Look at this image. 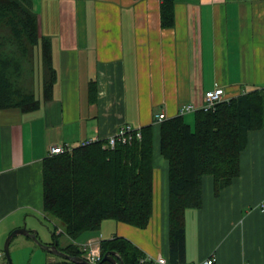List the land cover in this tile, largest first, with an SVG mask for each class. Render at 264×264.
Masks as SVG:
<instances>
[{"label":"crops","instance_id":"0c3cea01","mask_svg":"<svg viewBox=\"0 0 264 264\" xmlns=\"http://www.w3.org/2000/svg\"><path fill=\"white\" fill-rule=\"evenodd\" d=\"M159 7L160 0L33 1L40 35L52 45L57 81L52 100L38 111L0 110V250L15 229L36 231L42 243L51 242L52 228L60 229L42 204V166L51 146L105 140L122 125L137 130L155 123L162 111L176 117L185 105L199 109L205 92L215 87L228 100L264 90V0H176L168 29L161 27ZM37 55L38 50L34 83L40 98ZM92 84L97 98L90 103ZM154 146L147 227L104 221L76 243L99 245L120 236L146 256L169 261L167 163L160 160L157 135ZM262 203L263 130L249 133L240 176L229 187L215 196L213 178L205 177L203 206L185 211L183 264L212 255L214 264H264ZM42 218L51 227L38 222ZM48 255L45 264L56 261ZM0 264H8L4 255Z\"/></svg>","mask_w":264,"mask_h":264},{"label":"trees","instance_id":"16d2710c","mask_svg":"<svg viewBox=\"0 0 264 264\" xmlns=\"http://www.w3.org/2000/svg\"><path fill=\"white\" fill-rule=\"evenodd\" d=\"M34 0H0V110L36 112L52 100L57 72L52 45L41 36ZM176 0H160L162 28L175 22ZM38 50L41 97L35 95V57ZM97 98L92 84L89 102ZM264 131V90L241 94L214 110L194 113L193 127L183 116L140 128L126 144L105 148V140L72 147L69 153L47 157L42 166L44 215L62 224L52 228L50 245L71 257L84 258L75 243L86 232L98 231L104 221L147 227L153 211L154 144L167 163V228L169 264H183L186 252L185 211L200 209L204 179L213 178L217 196L240 176V157L252 131ZM69 241L59 243L58 237ZM101 259L115 252L124 264H152L134 243L114 236L99 243ZM49 264H79L57 257ZM101 264H112L102 262Z\"/></svg>","mask_w":264,"mask_h":264},{"label":"built area","instance_id":"2783aa9c","mask_svg":"<svg viewBox=\"0 0 264 264\" xmlns=\"http://www.w3.org/2000/svg\"><path fill=\"white\" fill-rule=\"evenodd\" d=\"M229 100L224 95V90L221 87H215L213 90H209L205 92L204 94V104L200 108L204 111L208 110H214L218 104L228 102ZM197 111L196 108H194L191 105H185L182 106L178 111V116L185 115L189 112H195ZM169 119L165 112H160L155 116V122L160 123L165 120ZM136 136L137 138H140V131L135 130L131 128L129 125H122L113 135L108 136V138L105 140L106 143L104 145L105 148L113 149L116 144L122 143L126 144L129 143L133 136ZM99 141L96 140H90L85 141L81 145H87L91 142ZM72 151V148L67 145H56L51 146L49 148V155H57V154H63V153H70ZM261 210L264 211V203L261 204ZM80 249L84 251V259L90 263V264H97L101 260V253L98 245H95L92 241H87L85 243L79 244ZM3 255L2 251L0 250V257ZM145 260L151 261L152 264H169L168 261L158 256L156 258H151L146 256ZM215 257L212 255L211 257L203 260L202 262H199L197 264H214Z\"/></svg>","mask_w":264,"mask_h":264},{"label":"rangeland","instance_id":"374dc122","mask_svg":"<svg viewBox=\"0 0 264 264\" xmlns=\"http://www.w3.org/2000/svg\"><path fill=\"white\" fill-rule=\"evenodd\" d=\"M37 87L38 86L36 85V88ZM34 88H35V84H34ZM185 121L193 127V123H194L193 114H187L185 117ZM161 158H160V160H162L161 162H164L163 161L164 159ZM156 164L158 165L157 162ZM52 220H54V222L58 225V227L62 229V224L60 222H58L55 219ZM38 222L43 224L46 229H47L46 225L51 227V224L47 221H44L43 218L41 219V221ZM9 252L13 264H45L46 260L48 261V259L51 257L48 255V253L45 250L40 248L34 241L30 240L28 237L24 235H18L15 237V239L9 246Z\"/></svg>","mask_w":264,"mask_h":264},{"label":"water","instance_id":"95a60500","mask_svg":"<svg viewBox=\"0 0 264 264\" xmlns=\"http://www.w3.org/2000/svg\"><path fill=\"white\" fill-rule=\"evenodd\" d=\"M36 234H37L36 231H31V230H28L25 227H23V228H19V229L13 230L6 237V239L4 241V245H3V252H4V255H5V258H6L8 264H13L12 258L10 256V252H9V246H10V242H11L12 238L14 236H17V235H24L26 237H29L40 248H42L43 250H45L46 252H48L49 254H51L53 256L66 258V259H68V260H70V261H72L74 263L90 264L86 260H84L83 258L71 257V256L65 254L64 252H62L61 250H59L56 245H50V244H44V243H42L38 239V237H37ZM102 262H110L112 264H124L123 261L121 260L120 256H118L115 252L105 253L104 256H103V258L101 259V261L98 264H101Z\"/></svg>","mask_w":264,"mask_h":264}]
</instances>
